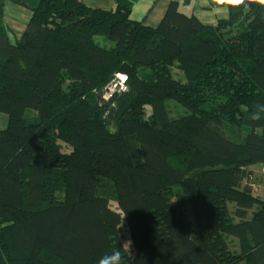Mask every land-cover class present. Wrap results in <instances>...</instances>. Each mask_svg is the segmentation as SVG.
<instances>
[{
	"label": "trees",
	"instance_id": "obj_1",
	"mask_svg": "<svg viewBox=\"0 0 264 264\" xmlns=\"http://www.w3.org/2000/svg\"><path fill=\"white\" fill-rule=\"evenodd\" d=\"M12 1L32 15L13 40L0 0V264H264V5L210 0L230 15L207 25L172 1L153 27L131 0Z\"/></svg>",
	"mask_w": 264,
	"mask_h": 264
},
{
	"label": "rangeland",
	"instance_id": "obj_2",
	"mask_svg": "<svg viewBox=\"0 0 264 264\" xmlns=\"http://www.w3.org/2000/svg\"><path fill=\"white\" fill-rule=\"evenodd\" d=\"M86 1L87 4L92 7H99V5H103L105 8H107L108 6L110 7L111 5V3H109L108 0H86ZM31 15H32V11L28 7L20 5L12 0H7L5 6V12H4V19L14 32L13 34L14 36H12L13 40L15 39V36L19 37L22 35L23 31L28 25ZM149 109L151 110V107ZM8 120H9L8 114L2 113L0 115V129H5L7 127ZM254 177L255 178L259 177V179H262L264 183V176L260 175L259 166L255 167ZM244 184L245 181L240 179L239 181H237L236 186L242 188ZM165 195H166V203H167L166 208L172 213L182 215L183 212L178 204L174 191L171 188H169L165 191ZM215 203H216L217 211L221 217L222 223L226 224L228 222H231V218H232L231 206L228 203L223 202L222 200L220 201L217 200ZM111 206L114 209H118L117 207L118 204L115 201L111 202ZM121 233L123 240L127 243L128 248L131 251H133L134 247L130 237L129 227L124 217L121 223Z\"/></svg>",
	"mask_w": 264,
	"mask_h": 264
},
{
	"label": "crops",
	"instance_id": "obj_3",
	"mask_svg": "<svg viewBox=\"0 0 264 264\" xmlns=\"http://www.w3.org/2000/svg\"><path fill=\"white\" fill-rule=\"evenodd\" d=\"M87 3L86 0H82ZM111 8L115 6V0H108ZM131 11L126 15L131 21L144 20L145 25L156 27L160 24L172 1L180 4V10L187 14L196 15L201 22L207 25H215L220 19L229 17V8L213 5L210 0H131ZM254 0H248L249 3ZM105 8L103 5L99 7ZM220 201V200H219ZM224 202V201H223ZM126 243V242H125ZM127 245V243H126ZM128 247V246H127ZM134 251V249H133Z\"/></svg>",
	"mask_w": 264,
	"mask_h": 264
},
{
	"label": "built area",
	"instance_id": "obj_4",
	"mask_svg": "<svg viewBox=\"0 0 264 264\" xmlns=\"http://www.w3.org/2000/svg\"><path fill=\"white\" fill-rule=\"evenodd\" d=\"M128 73L123 70H117L103 85L96 88V94L103 100H109L116 93L127 92L130 87L128 85ZM259 173L264 176V163L259 165ZM249 186L254 195L264 197V183L254 178L251 180Z\"/></svg>",
	"mask_w": 264,
	"mask_h": 264
},
{
	"label": "clouds",
	"instance_id": "obj_5",
	"mask_svg": "<svg viewBox=\"0 0 264 264\" xmlns=\"http://www.w3.org/2000/svg\"><path fill=\"white\" fill-rule=\"evenodd\" d=\"M257 2L264 5V0H257ZM241 3H244V0H239V3H237V4H241ZM256 108H259L260 110L254 111L251 114L252 120L261 119V113L264 112V105H257ZM105 258L109 259V261H111L112 264H119L120 254H119V252H113L110 255L106 256Z\"/></svg>",
	"mask_w": 264,
	"mask_h": 264
},
{
	"label": "bare ground",
	"instance_id": "obj_6",
	"mask_svg": "<svg viewBox=\"0 0 264 264\" xmlns=\"http://www.w3.org/2000/svg\"><path fill=\"white\" fill-rule=\"evenodd\" d=\"M257 178H259V177H257Z\"/></svg>",
	"mask_w": 264,
	"mask_h": 264
}]
</instances>
